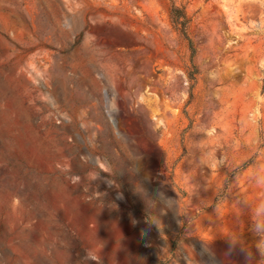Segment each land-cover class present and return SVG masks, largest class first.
I'll list each match as a JSON object with an SVG mask.
<instances>
[{
	"label": "rangeland",
	"instance_id": "rangeland-1",
	"mask_svg": "<svg viewBox=\"0 0 264 264\" xmlns=\"http://www.w3.org/2000/svg\"><path fill=\"white\" fill-rule=\"evenodd\" d=\"M174 2L0 0V264H264V0Z\"/></svg>",
	"mask_w": 264,
	"mask_h": 264
},
{
	"label": "trees",
	"instance_id": "trees-1",
	"mask_svg": "<svg viewBox=\"0 0 264 264\" xmlns=\"http://www.w3.org/2000/svg\"><path fill=\"white\" fill-rule=\"evenodd\" d=\"M170 17L174 27L181 33V35L188 41L191 51L194 52L193 43L188 36L187 28L189 23V18L186 16L184 8L177 6L174 0H170ZM190 79H193V75H189Z\"/></svg>",
	"mask_w": 264,
	"mask_h": 264
},
{
	"label": "bare ground",
	"instance_id": "bare-ground-1",
	"mask_svg": "<svg viewBox=\"0 0 264 264\" xmlns=\"http://www.w3.org/2000/svg\"><path fill=\"white\" fill-rule=\"evenodd\" d=\"M26 67H27V70H28L29 72H32V73L35 72L34 67L31 66L30 63H29L28 65H26ZM98 85H99V83H98ZM114 107H115V100L112 99L111 102H110V109H113Z\"/></svg>",
	"mask_w": 264,
	"mask_h": 264
}]
</instances>
